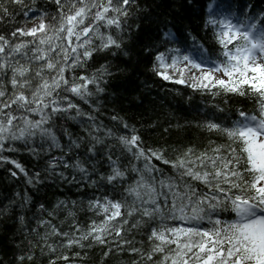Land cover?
Segmentation results:
<instances>
[{
    "label": "snow or ice",
    "instance_id": "snow-or-ice-1",
    "mask_svg": "<svg viewBox=\"0 0 264 264\" xmlns=\"http://www.w3.org/2000/svg\"><path fill=\"white\" fill-rule=\"evenodd\" d=\"M50 2L56 5L55 14L36 8L37 0H31L30 5L25 0H9L21 8L25 19L38 23L0 34V153L19 151L17 143L34 156L45 145L48 150L63 152L52 127L53 117L73 111L76 116L85 115L73 98L87 103L89 97L104 91L101 84L113 75L107 64L91 75L76 74L75 70L85 68L94 53L123 51L125 36L133 26L129 21L133 17L140 20L137 14L145 11L139 0ZM188 3L191 5V0ZM198 11L204 16L203 28L211 31L218 46L214 58L194 36L193 47H187V38L182 39L179 30L173 32L165 22L160 41L164 50L156 43L145 46L150 53L155 48L151 71L165 81L188 84L212 97H250L255 108H237L223 120H207L203 129L225 142L209 140L211 147L198 155L188 147L172 159L165 155L166 148L148 146L135 125L112 116L127 130L116 137L121 154L138 163L143 161V167H122L120 157L113 159L109 153L110 171L100 179L115 188L124 184L129 171L137 178L123 187L120 199L104 195L89 200V210L102 219L92 220L87 228L74 225L71 236L51 220L38 221L50 231L40 235L37 229L32 230L39 240L35 245L29 241L28 254L17 258L19 264L33 260L34 247H39L42 255L45 249L52 254L49 264H72L73 257L63 251L57 255L58 246L48 242L52 238L60 240L61 249L71 252L79 248L85 255L94 245L107 248L104 257L113 246L117 251L127 249L139 257L131 264H264V6L257 10L252 3L241 5L239 0H209ZM0 12V20L14 19L7 5L0 4ZM135 27L139 31L140 23ZM24 37L31 39H21ZM69 71L71 77L66 76ZM216 108L225 111L218 105ZM94 130L100 131L98 126ZM87 135L90 160L97 153L96 145H103L104 140L91 131ZM106 135L112 136L110 129ZM37 139L39 148L35 146ZM83 139H70L69 151L80 148ZM88 160L76 158L70 164L63 157H53L48 165L53 171L61 163L64 168H74L95 186ZM0 161L14 165L28 184L39 182V172L29 177L15 159L0 155ZM165 166L172 174L165 173ZM10 174L17 176L16 171ZM59 175L67 179L63 173ZM23 199L28 202L27 196ZM63 204L61 201L57 207ZM134 217L138 218L130 223ZM23 219L20 217L21 222ZM126 225L128 231L148 228L147 248H137L126 238ZM73 256L82 259L80 251Z\"/></svg>",
    "mask_w": 264,
    "mask_h": 264
},
{
    "label": "trees",
    "instance_id": "trees-1",
    "mask_svg": "<svg viewBox=\"0 0 264 264\" xmlns=\"http://www.w3.org/2000/svg\"><path fill=\"white\" fill-rule=\"evenodd\" d=\"M208 2L209 0H191L189 5L188 0H139L141 8L145 11L137 14L140 20L133 17L129 21L133 26L129 30L130 35L125 36L123 45V51L128 54L124 55L123 51L116 49L112 50L116 52V55H112V51L94 53L85 68L75 70L76 74L91 75L101 65L107 64L113 75L105 78L106 84H101L104 91L89 97L87 103L73 98L85 115L76 116L73 111L70 114L53 117L52 127L63 146V152L57 148L48 150L45 145L44 149L40 150V154L34 156L28 148L17 143L15 146L19 151L0 153L7 156L9 160L15 159L21 163L29 177L37 172L40 173L38 183L28 184L24 174L15 169L14 165L0 161V264H19L17 258L28 254L29 241L35 245L39 240V236L32 231L33 229H37L40 235L50 231L47 226H39L38 221L41 219L51 220L52 224L68 232L70 236L74 232V225L87 228L92 220L99 222L102 217L96 216L89 210V200L104 195L120 199L123 187L137 178L136 173L129 171L124 184H116L115 188L100 179L101 174L107 175L110 171L107 159L109 153L113 159L120 157L122 167L130 168L132 164L143 167V161L138 163L130 156L125 157L121 154L116 137L125 134L127 130L123 128L119 120H112V116H118L129 125H135L148 146L166 148L165 155L172 159L188 147H193L198 155L211 147L209 140L215 141L216 144L225 142L222 137L209 134L203 129L202 125L207 120H223L237 108L245 110L255 108L250 97L223 95L212 97L207 92L194 90L188 84L165 81L151 71L155 48L150 53L145 46L156 43L159 50H164L165 45L160 41L163 39L161 32L164 30L165 22L173 32L179 30L182 39L187 38V47H193L192 37L194 36L196 43L208 49L209 54L214 58L218 46L215 45L211 31L203 28L204 16L198 11ZM25 3L30 5L31 0H25ZM239 3L241 5L252 3L257 10L264 6V0H239ZM0 4L7 5L14 16V19L4 17L0 20V34L8 35L15 27H32L31 24L35 20L25 19L19 6L10 4L9 0H0ZM35 7L46 9L52 14L56 11V5L50 0H37ZM2 15L0 12V16ZM149 17L154 22L147 19ZM135 23H140L139 31ZM189 33H191L190 36ZM174 46L167 45V47ZM29 55L32 53L29 52ZM71 75V71L66 73L68 77ZM92 90L95 91L94 88ZM225 99L228 100L227 104L224 103ZM217 105L225 111H217ZM70 116L75 118H69ZM89 116L93 119H89ZM97 126L100 129L98 132L94 130ZM109 129L112 132L111 137L106 135ZM89 131L104 140L103 145H96L97 153L90 160L87 154ZM79 138H84L81 147L78 149L73 147L69 151L70 139ZM39 145L40 141L37 139L35 146L39 148ZM209 154L211 155V152ZM53 157L57 159L63 157V160L70 164L76 158L88 160L87 167L92 173L91 179L97 181V184L91 185L87 178L82 179V174L78 170L64 168L62 163L54 171L51 170L48 162ZM93 165H95L94 170ZM11 171H16L17 176L13 177L10 174ZM164 171L166 174H172V170L166 166ZM60 173H63L67 179L61 178ZM25 196L28 197L27 203L23 199ZM61 201L64 204L57 207ZM41 205L44 206L43 209ZM50 212L53 213L52 216H49ZM69 212L74 215L70 216ZM20 217L24 218L23 222ZM137 218H132L130 223ZM128 229L129 225H126L125 230L128 232L126 238L132 240L135 247L140 249L148 247L146 226L130 231ZM76 235L79 234L76 233ZM48 242L58 246L57 255L63 251L73 257L72 264H131L132 260L139 259L138 256L130 254L127 249L117 251L114 246L113 251L104 257L103 252L107 251V248L103 246L94 245L86 250L87 255H85L79 248H74L71 252L61 249L59 239L52 238ZM77 251L81 252L82 259L73 256V253ZM32 254L33 260H25L23 264H49V258L52 255L47 252V249L42 255L39 247L32 248ZM52 258L55 259V256ZM57 264H64V262L57 261Z\"/></svg>",
    "mask_w": 264,
    "mask_h": 264
},
{
    "label": "rangeland",
    "instance_id": "rangeland-1",
    "mask_svg": "<svg viewBox=\"0 0 264 264\" xmlns=\"http://www.w3.org/2000/svg\"><path fill=\"white\" fill-rule=\"evenodd\" d=\"M35 23H38V21H36V20H35V21H33L31 25L33 26V24H35Z\"/></svg>",
    "mask_w": 264,
    "mask_h": 264
}]
</instances>
